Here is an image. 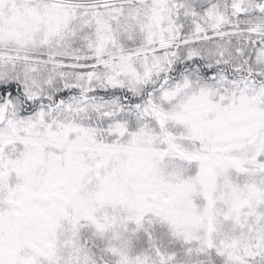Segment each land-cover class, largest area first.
Segmentation results:
<instances>
[{"label":"snow or ice","instance_id":"obj_1","mask_svg":"<svg viewBox=\"0 0 264 264\" xmlns=\"http://www.w3.org/2000/svg\"><path fill=\"white\" fill-rule=\"evenodd\" d=\"M0 264H264V0H0Z\"/></svg>","mask_w":264,"mask_h":264}]
</instances>
